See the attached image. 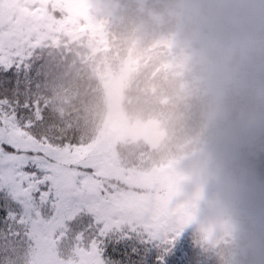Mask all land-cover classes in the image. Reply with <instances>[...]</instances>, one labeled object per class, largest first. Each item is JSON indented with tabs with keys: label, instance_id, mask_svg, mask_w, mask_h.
I'll use <instances>...</instances> for the list:
<instances>
[{
	"label": "snow or ice",
	"instance_id": "1",
	"mask_svg": "<svg viewBox=\"0 0 264 264\" xmlns=\"http://www.w3.org/2000/svg\"><path fill=\"white\" fill-rule=\"evenodd\" d=\"M55 0H0V264H191L180 219L122 190L97 141L61 136L17 95L21 40Z\"/></svg>",
	"mask_w": 264,
	"mask_h": 264
},
{
	"label": "clouds",
	"instance_id": "2",
	"mask_svg": "<svg viewBox=\"0 0 264 264\" xmlns=\"http://www.w3.org/2000/svg\"><path fill=\"white\" fill-rule=\"evenodd\" d=\"M207 264H264V0H149Z\"/></svg>",
	"mask_w": 264,
	"mask_h": 264
},
{
	"label": "trees",
	"instance_id": "3",
	"mask_svg": "<svg viewBox=\"0 0 264 264\" xmlns=\"http://www.w3.org/2000/svg\"><path fill=\"white\" fill-rule=\"evenodd\" d=\"M104 2L102 6H85L76 11L55 1L42 17L43 23L34 25V33L25 31L21 35L30 59L21 78L19 99L36 107L42 114L43 125L55 133L85 142L99 141L108 132L112 112L105 110L101 124L103 101L93 72L99 57L107 54L122 87L123 100L116 116L126 115L129 120L121 121L119 140L109 155L123 160L129 170L144 163L164 166L179 156L185 157L189 154L186 138L168 109L165 86L168 72L157 62L164 44L149 34L145 24L149 2L146 7L141 0ZM139 49L147 55L140 66ZM119 56L123 62H114ZM131 58H135L132 63ZM162 119L168 122L164 128L165 141L157 136L156 143L147 142L132 134L141 130L139 123ZM119 187L134 192L132 188Z\"/></svg>",
	"mask_w": 264,
	"mask_h": 264
},
{
	"label": "rangeland",
	"instance_id": "4",
	"mask_svg": "<svg viewBox=\"0 0 264 264\" xmlns=\"http://www.w3.org/2000/svg\"><path fill=\"white\" fill-rule=\"evenodd\" d=\"M68 6V9H83V7H98L105 5L104 0H55ZM138 1V0H137ZM144 7L149 0H141ZM5 4L9 6L15 3V0H4ZM92 19V18H91ZM91 21V20H90ZM42 17L36 24H42ZM90 24V23H89ZM88 24V26H89ZM44 28L48 30V25L44 23ZM94 27H91L92 29ZM34 26L32 30H26L28 33H34ZM148 33V32H147ZM146 33V34H147ZM43 34V33H42ZM41 34V35H42ZM145 34V35H146ZM151 43V47H152ZM164 49V47H163ZM163 52V51H162ZM138 61L140 66L146 60L147 55L144 50L138 51ZM108 56L107 58H105ZM151 56L150 58H153ZM161 53L157 55V62L160 67H165L166 71H171V64L160 58ZM115 61L123 60L121 56L113 59ZM135 58H131V63ZM137 64L135 63L134 66ZM167 74V75H168ZM166 75V76H167ZM93 76H97L98 85L100 87L99 94L103 101V111L99 119L102 124L106 111L109 110L112 114L108 119V132L97 142L104 149L105 156L116 176V180L119 181V185L127 188H132L134 192L127 191L133 196L139 198L143 203L153 206H159L166 204L176 216L180 219V231L184 234L185 245L189 250V256L191 264H207V256L204 252L203 240L200 237L203 236V229L198 220L197 209L199 201L201 199V192L196 188L192 179V171L188 167L189 154H185V157L174 159L164 166L151 165L149 163L142 164L138 169H125L123 160H118L109 155V151L112 149L113 144L119 140L117 134L120 133L121 121L127 119L126 115L121 117L116 116L121 109L120 103L122 102V87L120 82L117 81L116 72L109 55H103V58L98 60L95 73ZM129 120H126L127 122ZM167 120L161 121H149L147 123H139L140 131L136 134L132 133L136 138L145 139L147 142L155 140L162 136L161 139L165 141L164 128L166 127ZM117 137V138H115ZM157 166V167H152Z\"/></svg>",
	"mask_w": 264,
	"mask_h": 264
}]
</instances>
